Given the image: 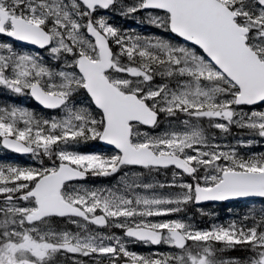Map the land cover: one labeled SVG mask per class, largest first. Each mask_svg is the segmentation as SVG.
Wrapping results in <instances>:
<instances>
[{
    "label": "snow or ice",
    "instance_id": "obj_1",
    "mask_svg": "<svg viewBox=\"0 0 264 264\" xmlns=\"http://www.w3.org/2000/svg\"><path fill=\"white\" fill-rule=\"evenodd\" d=\"M0 37L2 93L49 110L0 102V148L39 165L0 160V264H264V203L183 215L264 201V0H0Z\"/></svg>",
    "mask_w": 264,
    "mask_h": 264
},
{
    "label": "trees",
    "instance_id": "obj_2",
    "mask_svg": "<svg viewBox=\"0 0 264 264\" xmlns=\"http://www.w3.org/2000/svg\"><path fill=\"white\" fill-rule=\"evenodd\" d=\"M235 131V130H234ZM233 137H227V139H232ZM264 151V150H263ZM262 203L259 204L258 207L261 206ZM246 211H238L237 209H232L231 212L229 211L228 214L230 215L229 218L236 219L239 216L243 215ZM218 213L215 212L214 214L209 215L208 217H204L205 225H209L211 223H222V220H218ZM210 220V221H209Z\"/></svg>",
    "mask_w": 264,
    "mask_h": 264
},
{
    "label": "rangeland",
    "instance_id": "obj_3",
    "mask_svg": "<svg viewBox=\"0 0 264 264\" xmlns=\"http://www.w3.org/2000/svg\"><path fill=\"white\" fill-rule=\"evenodd\" d=\"M41 54L43 55V53L41 52ZM46 58V57H45ZM28 108V107H27ZM29 109H33V110H35V111H37V112H40V110H37V108L36 107H30ZM157 131H159V129H157ZM216 136H217V141L218 142H221V143H231L230 141H226L225 140V138L224 137H222V136H220V134L219 133H217L216 134ZM79 150V149H78ZM80 151V150H79ZM31 161H33L32 159H31ZM34 165H36V166H39L37 163H35ZM132 172H134V171H132ZM115 182H116V180H114L113 182H110V184H103L102 186H111V185H113V184H115ZM84 184H86V185H88V186H92V183H84ZM164 191H169V190H164ZM184 215H186L187 216V218H190V219H193V216L191 215V214H184ZM194 222V221H193ZM197 224V223H196ZM198 225V224H197ZM199 226V225H198ZM163 252V251H162ZM235 254V252H231V253H229V255H234ZM239 255V254H238ZM238 255H236V256H238ZM85 259H87V258H85Z\"/></svg>",
    "mask_w": 264,
    "mask_h": 264
},
{
    "label": "water",
    "instance_id": "obj_4",
    "mask_svg": "<svg viewBox=\"0 0 264 264\" xmlns=\"http://www.w3.org/2000/svg\"><path fill=\"white\" fill-rule=\"evenodd\" d=\"M105 143V142H104ZM106 144V143H105ZM106 145H108V144H106ZM109 146H111V145H109Z\"/></svg>",
    "mask_w": 264,
    "mask_h": 264
},
{
    "label": "bare ground",
    "instance_id": "obj_5",
    "mask_svg": "<svg viewBox=\"0 0 264 264\" xmlns=\"http://www.w3.org/2000/svg\"><path fill=\"white\" fill-rule=\"evenodd\" d=\"M210 221V220H209Z\"/></svg>",
    "mask_w": 264,
    "mask_h": 264
}]
</instances>
